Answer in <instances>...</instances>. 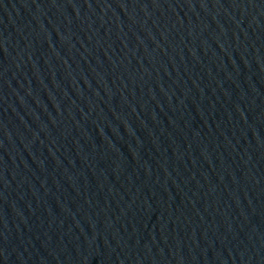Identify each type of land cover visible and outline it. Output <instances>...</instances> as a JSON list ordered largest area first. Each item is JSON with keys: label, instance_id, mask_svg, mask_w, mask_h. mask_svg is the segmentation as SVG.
Returning <instances> with one entry per match:
<instances>
[{"label": "water", "instance_id": "water-1", "mask_svg": "<svg viewBox=\"0 0 264 264\" xmlns=\"http://www.w3.org/2000/svg\"><path fill=\"white\" fill-rule=\"evenodd\" d=\"M0 264H264V0H0Z\"/></svg>", "mask_w": 264, "mask_h": 264}]
</instances>
